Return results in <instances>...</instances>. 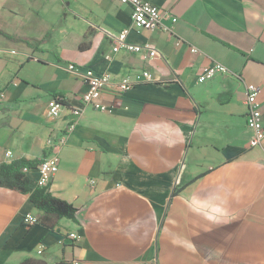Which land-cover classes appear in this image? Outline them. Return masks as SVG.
<instances>
[{"label":"crops","instance_id":"0c3cea01","mask_svg":"<svg viewBox=\"0 0 264 264\" xmlns=\"http://www.w3.org/2000/svg\"><path fill=\"white\" fill-rule=\"evenodd\" d=\"M150 1L172 30L134 27L119 0H0V163L58 152L50 191L81 210L27 225L44 213L0 186V264H264V141L250 145L246 104L258 87L264 123V0ZM124 29L161 55L113 51ZM216 61L230 72L201 82ZM89 68L111 73L108 110L74 115Z\"/></svg>","mask_w":264,"mask_h":264},{"label":"built area","instance_id":"2783aa9c","mask_svg":"<svg viewBox=\"0 0 264 264\" xmlns=\"http://www.w3.org/2000/svg\"><path fill=\"white\" fill-rule=\"evenodd\" d=\"M122 3L128 4L132 7V24L139 29H155L160 28L164 31L172 30L162 22L163 10L158 5L154 4L150 0H119ZM129 29H124L114 36L115 44L113 51L117 52L121 49H126L131 52L144 53L146 57H156L161 55L160 51L153 45H140L131 43L127 40ZM178 46L183 44V41L179 39L176 43ZM192 52L197 53L199 49L196 46L189 45ZM72 70L77 69L74 63L69 65ZM230 70L221 62H214L213 64L205 67L200 72L199 80L205 82L218 74L228 73ZM143 76L146 80L153 81L152 75L149 71H143ZM84 80L87 84V90L81 95L79 102L80 105L70 106V109L74 115H80L86 107H93L98 110L106 111L108 106L102 102V96L105 88L111 83V73L104 72L97 74L93 69L89 68L83 73ZM135 83L134 80L129 77H123L116 82V87L119 91H125L132 87ZM246 104L248 106V125L253 130V136L250 140L252 147L259 146L264 141V123L262 106L259 101L258 87L247 86L246 89ZM67 107L65 97L56 96L49 101V114L56 118L63 109ZM73 126V125H71ZM73 128V127H72ZM6 156L11 157L13 152L11 150L6 151ZM59 169V155L58 152H54L45 157L39 164L40 175L37 182L41 186L49 185L54 174ZM24 222L27 225H35L39 222V217L33 213H27L24 216ZM73 239H77L76 233H70L69 235ZM45 246L41 244L39 246V253L44 251ZM78 264V263H76Z\"/></svg>","mask_w":264,"mask_h":264},{"label":"trees","instance_id":"16d2710c","mask_svg":"<svg viewBox=\"0 0 264 264\" xmlns=\"http://www.w3.org/2000/svg\"><path fill=\"white\" fill-rule=\"evenodd\" d=\"M40 161L27 159H16L11 162L0 163V186L7 187L28 194L34 206L44 214L39 217V222L44 217L53 216L56 218H70L80 221L81 210L73 204L57 198L50 191V186H41L37 180L31 178L26 169L37 167ZM20 264H44L33 259H27Z\"/></svg>","mask_w":264,"mask_h":264}]
</instances>
